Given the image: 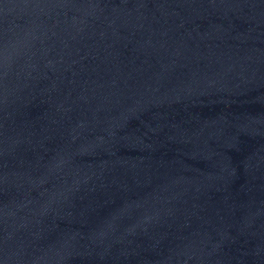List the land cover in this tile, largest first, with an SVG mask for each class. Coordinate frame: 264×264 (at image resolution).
<instances>
[{"label":"water","instance_id":"obj_1","mask_svg":"<svg viewBox=\"0 0 264 264\" xmlns=\"http://www.w3.org/2000/svg\"><path fill=\"white\" fill-rule=\"evenodd\" d=\"M0 264H264V0H0Z\"/></svg>","mask_w":264,"mask_h":264}]
</instances>
